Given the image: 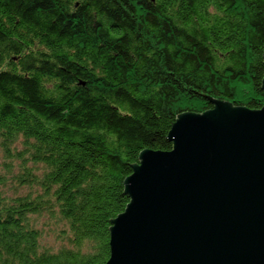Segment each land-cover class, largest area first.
Returning a JSON list of instances; mask_svg holds the SVG:
<instances>
[{"label": "trees", "instance_id": "obj_1", "mask_svg": "<svg viewBox=\"0 0 264 264\" xmlns=\"http://www.w3.org/2000/svg\"><path fill=\"white\" fill-rule=\"evenodd\" d=\"M263 50L264 0H0V264H105L128 165L203 96L260 110Z\"/></svg>", "mask_w": 264, "mask_h": 264}, {"label": "water", "instance_id": "obj_2", "mask_svg": "<svg viewBox=\"0 0 264 264\" xmlns=\"http://www.w3.org/2000/svg\"><path fill=\"white\" fill-rule=\"evenodd\" d=\"M203 97L213 109L176 115L170 151L127 164L105 264H264V106Z\"/></svg>", "mask_w": 264, "mask_h": 264}, {"label": "rangeland", "instance_id": "obj_3", "mask_svg": "<svg viewBox=\"0 0 264 264\" xmlns=\"http://www.w3.org/2000/svg\"><path fill=\"white\" fill-rule=\"evenodd\" d=\"M20 146L18 145L17 148ZM18 167L14 164V168L11 172L6 173L4 171H0L3 175L4 184L0 185V189H3L9 195L14 194H24L27 191L26 187H16V177H18ZM48 222V226L44 228V236L41 240V244L45 247H49L52 250H57L63 240L59 238V231L61 230L60 224H55L52 219L48 216H41L37 219L38 227L42 228L44 224Z\"/></svg>", "mask_w": 264, "mask_h": 264}]
</instances>
